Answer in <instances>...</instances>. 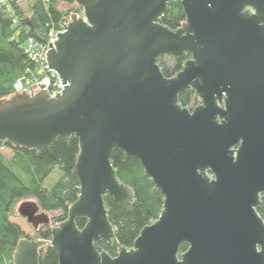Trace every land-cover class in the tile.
Wrapping results in <instances>:
<instances>
[{"label":"water","instance_id":"obj_1","mask_svg":"<svg viewBox=\"0 0 264 264\" xmlns=\"http://www.w3.org/2000/svg\"><path fill=\"white\" fill-rule=\"evenodd\" d=\"M170 1L78 0L83 16L47 54L63 92L0 100V142L40 150L79 139L80 195L50 243L59 264H264V0H181L177 31L158 22ZM186 52L184 68L165 77L158 59ZM189 90L200 100L193 109L179 101ZM115 149L140 161L165 200L134 247L112 257L96 246L116 240L104 197L134 200ZM18 213L35 230L50 224L34 201ZM47 244L20 241L14 264H40Z\"/></svg>","mask_w":264,"mask_h":264},{"label":"trees","instance_id":"obj_2","mask_svg":"<svg viewBox=\"0 0 264 264\" xmlns=\"http://www.w3.org/2000/svg\"><path fill=\"white\" fill-rule=\"evenodd\" d=\"M82 10L78 0H0V100L16 95L14 85L17 81L30 78L36 70L25 51L28 39L47 43L51 30L59 29L61 23L71 20L73 13L79 14ZM158 22L177 31L186 22L181 0H171ZM191 58L188 52L176 57L164 55L158 59V64L165 77L172 78ZM179 101L190 109L200 104L193 90L182 92ZM3 149L10 150L12 157H6ZM80 151L76 136H59L40 150L0 142V264H14L18 243L30 239L21 226L11 220L18 218V207L25 200L36 202L41 212L51 219L49 225L35 230L39 240L48 242L40 250V264H59L58 253L50 244L52 231L68 220L69 209L79 198L80 182L75 165ZM111 162L118 180L134 193L131 204L116 201L110 195L104 197L116 240L112 244L97 241L96 246L100 252L116 257L121 248H133L142 230L159 219L165 198L146 176L139 160L115 149ZM55 173L57 178L47 186V179ZM258 213L264 220V194ZM86 224V219L77 220L80 229ZM188 249L189 245L183 243L179 257Z\"/></svg>","mask_w":264,"mask_h":264},{"label":"built area","instance_id":"obj_3","mask_svg":"<svg viewBox=\"0 0 264 264\" xmlns=\"http://www.w3.org/2000/svg\"><path fill=\"white\" fill-rule=\"evenodd\" d=\"M68 25L69 24L67 22H63L59 25V29L51 30L48 41L45 44L35 40L34 38L28 39L25 51L31 61L36 65V70L30 78H23L17 81L14 85L16 94L24 92L29 94L33 91L36 92L35 86H38V89L39 87H44L52 97H56L57 94H61L63 92L65 85H63V82L57 72L50 69L47 54L53 49V47H55V42L58 41V34L64 33ZM50 44H53L52 48H50Z\"/></svg>","mask_w":264,"mask_h":264},{"label":"rangeland","instance_id":"obj_4","mask_svg":"<svg viewBox=\"0 0 264 264\" xmlns=\"http://www.w3.org/2000/svg\"><path fill=\"white\" fill-rule=\"evenodd\" d=\"M23 5H25V3L23 2ZM63 8L65 9V10H67V8H66V6H63ZM74 15H78L79 17H81V16H83V10H82V13H79V14H77V13H73ZM71 19H72V17H71ZM71 22V20L69 21V22H67L68 24ZM41 91V88L39 87V89H38V86H35V93H38V92H40ZM30 94V93H29ZM2 153L6 156V157H8V158H11L12 157V152L10 151V150H8V149H3L2 150ZM57 178V175H56V173L54 174V175H52L50 178H48L47 179V181H46V185L47 186H50L53 182H54V180ZM26 201H33V200H25V201H23L22 203H24V202H26ZM21 203V204H22ZM20 204V205H21ZM19 205V206H20ZM19 208V207H18ZM18 211V210H17ZM12 221H14V222H16V223H18L20 226H21V228L23 229V231L25 232V235L28 237V238H30L31 240H39L37 237H36V235H35V229H34V227L27 221V219H25V218H23V217H21L20 215H19V213H18V218H15V219H11ZM56 228V227H55Z\"/></svg>","mask_w":264,"mask_h":264}]
</instances>
